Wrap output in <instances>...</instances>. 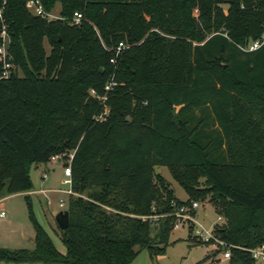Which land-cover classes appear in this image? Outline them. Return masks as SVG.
I'll return each mask as SVG.
<instances>
[{
    "label": "trees",
    "instance_id": "trees-1",
    "mask_svg": "<svg viewBox=\"0 0 264 264\" xmlns=\"http://www.w3.org/2000/svg\"><path fill=\"white\" fill-rule=\"evenodd\" d=\"M45 3L66 18L6 3L15 68L2 77L0 61V197L32 189L34 165L73 151L66 251L26 193L35 246L0 245V264H129L136 246L164 253L176 206L208 193L225 218L215 230L230 264H264L250 251L264 243V41L244 48L264 32V0ZM76 11L79 24L69 20Z\"/></svg>",
    "mask_w": 264,
    "mask_h": 264
},
{
    "label": "rangeland",
    "instance_id": "rangeland-1",
    "mask_svg": "<svg viewBox=\"0 0 264 264\" xmlns=\"http://www.w3.org/2000/svg\"><path fill=\"white\" fill-rule=\"evenodd\" d=\"M250 42L251 40L245 46H248ZM46 46L50 49L48 44ZM68 160L50 159V161L41 163L38 167L33 166L31 169V177L36 189L35 192L30 193L33 211L50 233L56 246L63 252L66 251V245L61 239V228L56 221V213L60 209L66 208L68 203L70 183L64 182L65 178L70 177L69 173L66 172L67 165L65 164ZM157 171L165 176L167 184L172 187L178 197L183 199L188 197L185 188L173 177L167 166H160ZM44 172L47 173L46 177L42 176ZM206 183V177L200 175L197 187L205 188L208 186ZM42 187L47 189L46 192L38 190ZM209 196L210 193L205 197L191 198L200 202V206L196 210L197 221L187 220L181 227L173 228L164 253L152 255L148 247L136 246L139 252L129 264H211L213 259H218L219 264H230L229 259L224 257L225 240L215 230L217 226L224 223L225 218L222 216V219H219L220 215ZM61 199L64 200L63 205L60 204ZM0 208H4L7 212L5 216H0V245L10 248H33L35 246V228L29 217L25 194L4 197L0 201ZM157 217L158 215L152 218L156 219ZM201 224L213 229L215 237L210 241L204 240L198 233ZM30 264L40 263L31 262Z\"/></svg>",
    "mask_w": 264,
    "mask_h": 264
},
{
    "label": "built area",
    "instance_id": "built-area-1",
    "mask_svg": "<svg viewBox=\"0 0 264 264\" xmlns=\"http://www.w3.org/2000/svg\"><path fill=\"white\" fill-rule=\"evenodd\" d=\"M7 0H1L0 1V61L2 62V77H8L11 75L15 68V64L13 62V54L10 50L12 37L9 29V22L7 20V17L5 15V8H6ZM26 6L35 14L40 15L41 17L47 19V20H53L58 18H66V16L62 15L60 12V4L57 6V3L55 6L49 8L47 7L45 0H26ZM69 20L73 24H79L83 20V14L80 11H76L72 16L69 17ZM264 41V32L262 33V36L260 38H257L255 40H251V42L248 44V46H244L245 49H253L258 47L262 42ZM125 46L124 42L121 41L117 45L116 53H119L121 49ZM115 55L111 57V61H115ZM118 82L115 80H109L105 87L106 89L110 90L114 88L115 85H117ZM94 92V90H92ZM69 154V161L73 156L72 152H59L51 155V159L57 160V159H64V156ZM66 172L71 174V167L70 164L66 166ZM47 173H44V176H46ZM64 182L70 183L71 178H65ZM42 191L46 192V189H41ZM69 192H71V188L68 189ZM50 201V200H49ZM174 202V201H172ZM60 204H64V200H60ZM200 206V202L198 200H189L182 203H179L174 212L173 215H175V222H174V228H179L181 225L187 221V220H196V210ZM6 210L4 208H0V216L6 215ZM158 214L152 215L156 216ZM159 216V215H158ZM147 218L148 216H144ZM219 219H222V216H219ZM198 233L202 236V238L206 241H210V239L214 238V232L211 227H205L201 224L200 228L198 229ZM225 248L226 251L224 252V257L228 258L231 256L229 244L225 241ZM250 251L253 255V257L261 263H264V243L256 245L254 247L250 248ZM211 264H219L218 259H213Z\"/></svg>",
    "mask_w": 264,
    "mask_h": 264
},
{
    "label": "water",
    "instance_id": "water-1",
    "mask_svg": "<svg viewBox=\"0 0 264 264\" xmlns=\"http://www.w3.org/2000/svg\"><path fill=\"white\" fill-rule=\"evenodd\" d=\"M159 168H157L158 170ZM56 221L61 229H65L70 224V213L68 208H62L56 213Z\"/></svg>",
    "mask_w": 264,
    "mask_h": 264
},
{
    "label": "crops",
    "instance_id": "crops-1",
    "mask_svg": "<svg viewBox=\"0 0 264 264\" xmlns=\"http://www.w3.org/2000/svg\"><path fill=\"white\" fill-rule=\"evenodd\" d=\"M71 152H72V151H71ZM39 164H41V163H39ZM39 164H36V165H34V166H35V167H38ZM54 168H55V167H54ZM44 173H46V172H44ZM44 173L42 174V176H43V177H46V176H44ZM32 181H33V179H32ZM41 189H46V188H45V187H42V188H40V189H38V190L42 191ZM68 189H69V188H68ZM34 190H36V189L34 188V181H33V188H32V189H30V190H28V191L17 192V193H13V194H9V195L2 196V197H0V201H1L4 197H8V196H10V195L31 193V192H33ZM46 190H47V189H46ZM34 192H35V191H34ZM42 192H44V191H42Z\"/></svg>",
    "mask_w": 264,
    "mask_h": 264
}]
</instances>
